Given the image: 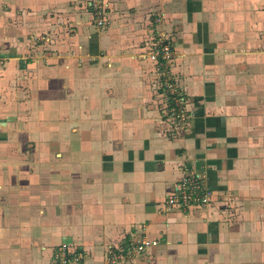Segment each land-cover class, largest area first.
Returning a JSON list of instances; mask_svg holds the SVG:
<instances>
[{
  "label": "crops",
  "instance_id": "1",
  "mask_svg": "<svg viewBox=\"0 0 264 264\" xmlns=\"http://www.w3.org/2000/svg\"><path fill=\"white\" fill-rule=\"evenodd\" d=\"M89 2L0 0V264H51L63 241L105 264L143 236L117 264H264V0H104L103 30ZM184 170L210 201L163 209Z\"/></svg>",
  "mask_w": 264,
  "mask_h": 264
},
{
  "label": "built area",
  "instance_id": "2",
  "mask_svg": "<svg viewBox=\"0 0 264 264\" xmlns=\"http://www.w3.org/2000/svg\"><path fill=\"white\" fill-rule=\"evenodd\" d=\"M89 6L92 11L93 24L98 30H103L106 25V3L104 0H90ZM155 21L160 20V15H156ZM146 56L155 62L159 67V75L163 81L162 87L168 93L170 105L167 107L166 116L175 122L184 121L185 99L179 84L175 81L172 71V59L175 55L172 43L163 32L152 35V39L145 43ZM169 134L171 132L168 131ZM211 191L205 183L202 172L194 170H184L176 183L175 190L168 194L162 207L169 210L175 206L182 208L188 205L204 206L210 201ZM155 238L143 236L136 244L124 249L111 251L106 257L105 264H117L120 259L131 258L132 255L143 252L151 245L157 244ZM83 255L80 252L71 250L68 243L61 242L54 250L51 264H82Z\"/></svg>",
  "mask_w": 264,
  "mask_h": 264
}]
</instances>
